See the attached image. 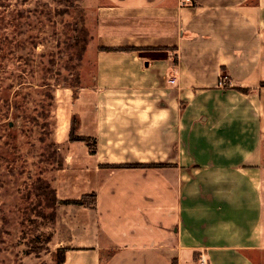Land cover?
<instances>
[{
  "label": "crops",
  "instance_id": "crops-1",
  "mask_svg": "<svg viewBox=\"0 0 264 264\" xmlns=\"http://www.w3.org/2000/svg\"><path fill=\"white\" fill-rule=\"evenodd\" d=\"M96 17L87 100L71 112L56 88L52 131L57 198L96 202L58 206L53 248L64 264H264V0H104ZM75 115L93 149L60 137ZM124 164L161 166L109 167Z\"/></svg>",
  "mask_w": 264,
  "mask_h": 264
},
{
  "label": "rangeland",
  "instance_id": "rangeland-1",
  "mask_svg": "<svg viewBox=\"0 0 264 264\" xmlns=\"http://www.w3.org/2000/svg\"><path fill=\"white\" fill-rule=\"evenodd\" d=\"M103 3L0 0V264H55L54 222L44 217L51 209L40 204L36 184L46 179L54 187L60 167L50 160L53 149L48 146L53 141L56 88H71L61 95L71 112L87 100L80 91L95 77L96 12ZM32 89L52 91L54 100L46 109L33 104L23 108L28 117L22 122L15 107L18 94ZM43 114L49 115V136L37 125L43 123ZM40 115L39 122H31ZM68 135V127L61 129L60 137L67 142ZM58 147L62 162L65 147Z\"/></svg>",
  "mask_w": 264,
  "mask_h": 264
},
{
  "label": "trees",
  "instance_id": "trees-1",
  "mask_svg": "<svg viewBox=\"0 0 264 264\" xmlns=\"http://www.w3.org/2000/svg\"><path fill=\"white\" fill-rule=\"evenodd\" d=\"M4 40H7V36H2ZM86 42V41H85ZM85 50V47H83ZM102 50H123L120 48H115V49H102ZM19 100L17 101L15 107L18 111V117L19 119L23 122V120L27 119L28 116L24 115V111L21 113L23 108L26 107H31L33 104L35 108L42 107V108H47L52 106V102L54 100V95L52 91H45V93H42V91H38L36 89H32L30 91H27V93L20 92L18 94ZM48 102V103H47ZM49 115L44 116L43 114V123H37L38 126L42 128V132L44 134L51 135V128H50V123L48 121ZM40 116H37V118H33L31 120L34 122H39ZM81 127V122L78 116H73L72 121H71V126H70V133H69V140L70 142H84L88 146L93 149L95 146V141L92 138L85 137L79 135V130ZM48 146L53 149V154H50V160L53 158L55 160V163H58L59 166H61V163L58 160L59 156V149L57 147V144L54 141H50L48 143ZM93 152V151H92ZM160 167L161 165H152V164H124V165H109L111 168H123V169H145V168H151V167ZM36 195L41 198L40 204L44 206V208H50L51 212L48 214L49 217L47 218L44 216L46 219L52 220V222H55L56 219V208L57 206L63 204V205H76V206H88L90 204H93L96 202V194L84 196L83 198L79 200H59L56 196V190L55 188L47 181L46 179H38L37 184H36ZM87 198H91V203L87 201ZM66 252L67 250L64 248L58 249L54 254H53V260L55 264H64L66 260Z\"/></svg>",
  "mask_w": 264,
  "mask_h": 264
},
{
  "label": "built area",
  "instance_id": "built-area-1",
  "mask_svg": "<svg viewBox=\"0 0 264 264\" xmlns=\"http://www.w3.org/2000/svg\"><path fill=\"white\" fill-rule=\"evenodd\" d=\"M226 80H227L226 76L222 77V79L220 80L219 86L224 88L226 86Z\"/></svg>",
  "mask_w": 264,
  "mask_h": 264
}]
</instances>
